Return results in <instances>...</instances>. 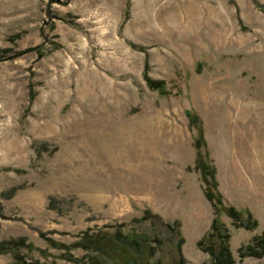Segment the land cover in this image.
I'll use <instances>...</instances> for the list:
<instances>
[{"label":"rangeland","instance_id":"rangeland-1","mask_svg":"<svg viewBox=\"0 0 264 264\" xmlns=\"http://www.w3.org/2000/svg\"><path fill=\"white\" fill-rule=\"evenodd\" d=\"M197 138L225 205L259 221L225 219L234 264H264L236 254L264 229V0H0V243L24 242L0 264H78L48 239L84 231L114 232L96 264H147L144 235L162 264L179 242L185 264L207 263Z\"/></svg>","mask_w":264,"mask_h":264},{"label":"trees","instance_id":"trees-1","mask_svg":"<svg viewBox=\"0 0 264 264\" xmlns=\"http://www.w3.org/2000/svg\"><path fill=\"white\" fill-rule=\"evenodd\" d=\"M142 73L147 86L151 90H158L160 93L167 92L165 88V81L163 79H152L148 75L147 63L145 64ZM185 115L190 126L197 122V115L191 109H186ZM201 141V138H197L194 141V147L197 150V156L194 161L193 168L199 172L200 180L203 183V195L211 205L213 218L211 220L209 229L200 239L196 241V247L209 256L208 262L204 264H234L236 257L233 255L230 246L232 233L225 219L231 220V226H235L237 229L242 228L248 231H253L256 229L259 226V221L247 208H237L234 205H225L222 192L218 188L219 183L216 178L215 167L213 164H211L212 162L207 159V156L203 155L199 151ZM46 150H48V145L46 143H42L38 148V152ZM146 211L149 213V210ZM243 214L246 216L242 217ZM143 217L144 219L146 218V216ZM166 226L169 228L171 227L168 224H166ZM171 229L177 230L180 235L178 224L177 227H171ZM113 233L114 232L110 231L99 233H90L89 231H84L79 235V239L72 242L71 244H58L52 239H48V243L57 249H64L65 253H69V251L74 249H81L84 251L85 257H82L83 261L78 259V264H96V262L99 261V256L95 252L96 249L101 248L103 245H108L107 243L111 241ZM115 235L123 239L126 237V234H123L121 230H117ZM143 238L145 239V245L147 246L148 250L147 264H162L158 257L160 245V240L158 237L144 235ZM23 244L24 242L21 240H8L6 242H1L0 253L8 252L13 250L12 248L20 247ZM181 245L182 242H179V256L173 264L186 263L181 251ZM236 251L239 260H242L245 257L262 258L264 256V229L260 233L252 234L250 237H248L244 244H240L237 247ZM12 255V264H45L43 262H39L38 260L29 262L17 252H12ZM101 255H103V253H101Z\"/></svg>","mask_w":264,"mask_h":264}]
</instances>
